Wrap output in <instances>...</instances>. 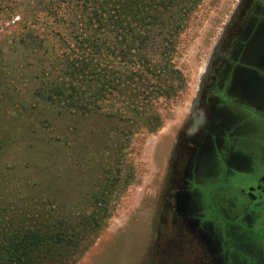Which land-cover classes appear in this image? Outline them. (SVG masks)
I'll list each match as a JSON object with an SVG mask.
<instances>
[{
    "label": "rangeland",
    "instance_id": "374dc122",
    "mask_svg": "<svg viewBox=\"0 0 264 264\" xmlns=\"http://www.w3.org/2000/svg\"><path fill=\"white\" fill-rule=\"evenodd\" d=\"M55 1L0 0V217L29 222L31 213H51L76 223L103 208L77 246L59 245L40 255V264H215L205 244L173 220L169 175L210 54L245 0H199L175 39L156 26L144 50L132 48L121 59L122 32L108 42L112 47L100 36L81 53L77 37L97 35L67 9L56 17ZM186 4L175 3L163 19ZM64 38L73 60L85 58L103 70L137 66L141 58L156 63L163 69L150 84L168 85L164 72L175 70V91L140 106L159 116V127L150 130L141 121L148 110L135 118L112 92L84 116L44 104L43 84L65 71L58 63ZM95 46L104 48L99 56L92 54Z\"/></svg>",
    "mask_w": 264,
    "mask_h": 264
},
{
    "label": "flooded vegetation",
    "instance_id": "af4514ba",
    "mask_svg": "<svg viewBox=\"0 0 264 264\" xmlns=\"http://www.w3.org/2000/svg\"><path fill=\"white\" fill-rule=\"evenodd\" d=\"M208 62L173 147V220L215 264H264V0L241 4Z\"/></svg>",
    "mask_w": 264,
    "mask_h": 264
},
{
    "label": "trees",
    "instance_id": "16d2710c",
    "mask_svg": "<svg viewBox=\"0 0 264 264\" xmlns=\"http://www.w3.org/2000/svg\"><path fill=\"white\" fill-rule=\"evenodd\" d=\"M187 1L192 8L188 6L187 8L179 7L178 11L171 10L168 20L163 19L162 14L173 8L175 3L186 4ZM187 1L56 0L51 8L58 12L56 17H61L62 8L67 9L69 13L75 14L76 19L84 23L83 25L93 29L97 36L77 37V45L81 53H85V47H88L91 38L103 36L100 41L110 48L112 46L109 41L114 43L115 39L122 38L118 34V32H122L124 38H122L121 45L127 49L120 51L119 59H121L125 58L132 48L139 52L144 50L156 26H161L162 35L168 34L175 39L178 33L184 29L189 13L199 0ZM173 43L172 40L171 44ZM59 47L65 49L59 55L58 62L65 71L62 70L57 81L52 83L46 81L43 84L46 89V94L41 96L44 104L55 106L61 114L84 116L93 110L97 111L100 108L99 102H103L106 95L112 92L117 94L122 109H128L135 118L138 115V118H141L142 110H148L147 114H143L141 121L150 130L159 127V116L153 110L140 106L149 105L150 98L157 99L169 95L170 91H175L173 85V80L177 79L174 77L175 70L168 68L167 72H164L165 75L169 73L170 84H150L149 79H160L163 68H156L157 64H153L146 58H141V64L139 62L137 66L124 64L116 71L110 68L103 70L99 65H93L85 58L73 60L68 38L61 39ZM102 49L104 48L95 46L92 54L99 56L102 54ZM111 53L115 56V52ZM166 59L164 67L170 61L168 59L166 62ZM17 65H20L19 62ZM90 75L94 76L93 79L89 77ZM90 81H93L94 86L89 85ZM97 209L99 211L103 208L100 206ZM98 211L90 216L91 219L82 216L81 220L76 223H72L66 218H56L51 213L47 217L41 218L38 213H31L29 222L0 217V264H40V255L48 253L59 245L77 246L82 235L98 225L97 219L101 215ZM12 215L15 216L14 211Z\"/></svg>",
    "mask_w": 264,
    "mask_h": 264
}]
</instances>
